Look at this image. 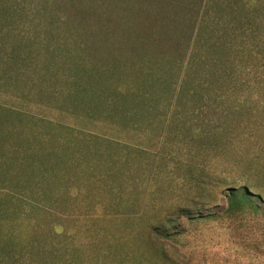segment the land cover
I'll return each mask as SVG.
<instances>
[{"label": "rangeland", "instance_id": "374dc122", "mask_svg": "<svg viewBox=\"0 0 264 264\" xmlns=\"http://www.w3.org/2000/svg\"><path fill=\"white\" fill-rule=\"evenodd\" d=\"M201 18L194 77L188 84L175 80L128 131L99 128L102 118L64 98L63 107L54 101L73 92L60 57L48 81L37 79L41 56L31 80L14 85L0 78V106L17 112L15 131L61 125L64 140L73 134L85 141L78 144L79 178L57 170L65 189L64 257H49L48 264H264L262 221L180 214L218 215L226 182L264 188V0H208ZM55 44L49 41V48ZM40 82L42 98L34 94ZM8 149L12 156L21 147ZM95 149L109 157L98 160L91 155ZM54 169L49 162L42 167L43 184ZM35 179L33 196L19 184H5L0 192L22 201L20 214L36 210L50 217L54 202L42 195L39 172ZM21 259L36 264L28 251Z\"/></svg>", "mask_w": 264, "mask_h": 264}, {"label": "trees", "instance_id": "16d2710c", "mask_svg": "<svg viewBox=\"0 0 264 264\" xmlns=\"http://www.w3.org/2000/svg\"><path fill=\"white\" fill-rule=\"evenodd\" d=\"M207 1L0 0V78L9 84L12 79L14 85L31 80L29 71L41 56L44 65L37 79L48 81L52 75L48 70H59L60 57L73 92L67 98L61 93L54 101L63 107L64 98L73 108L102 118L97 121L99 128L128 131L131 123H141L154 109L148 104L170 92L175 80L188 84L194 77L193 49L200 42ZM49 41L57 42L55 48H49ZM20 76L24 79L19 80ZM37 84L34 94L42 98L41 82ZM16 114L0 106V183L3 188L19 184L33 196L39 172L40 191L45 198L51 196L55 211L50 217L36 210L34 215L20 214L22 201L17 203L0 192V264H28L21 259L27 251L36 264H48L49 257H64L65 226L60 212L65 189L61 191L57 170L67 168L74 179L79 178L78 144L85 141L72 138L73 134L64 140L66 126L61 125L15 131ZM15 144L21 149L10 156L8 147ZM91 155L98 160L109 157L99 149ZM48 162L55 169L43 184L41 170ZM222 191L225 207L219 216L189 209H181L180 214L190 220L234 221L251 216L264 223V188L231 181Z\"/></svg>", "mask_w": 264, "mask_h": 264}, {"label": "crops", "instance_id": "0c3cea01", "mask_svg": "<svg viewBox=\"0 0 264 264\" xmlns=\"http://www.w3.org/2000/svg\"><path fill=\"white\" fill-rule=\"evenodd\" d=\"M3 188L2 184L0 183V189Z\"/></svg>", "mask_w": 264, "mask_h": 264}]
</instances>
